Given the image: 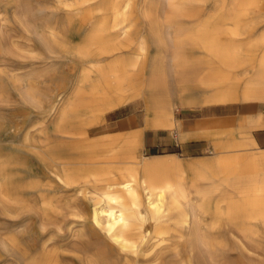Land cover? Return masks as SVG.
<instances>
[{
    "label": "rangeland",
    "instance_id": "obj_1",
    "mask_svg": "<svg viewBox=\"0 0 264 264\" xmlns=\"http://www.w3.org/2000/svg\"><path fill=\"white\" fill-rule=\"evenodd\" d=\"M110 1L0 0V264L36 263L43 253L53 254L55 264H94L99 246L105 245L103 236L95 234L92 228H81L82 224L74 221L73 212L80 206L82 197L70 186L63 183L59 186L51 174V167L57 166L52 160L55 155L62 160L78 161L74 164L79 167L86 165L84 157L94 153L118 155V150L125 147L121 141L123 136L133 130L101 135L111 132L106 123L135 110L145 117L143 101L135 98L102 115L91 108L83 127L74 122L68 128L74 135L72 138L59 134L61 112L70 92L56 93L62 83L72 82L78 74L81 59L78 50L97 48L106 38L99 23L109 26L118 21V28L126 30L125 34L118 35V46L130 54L138 51L136 44L141 37L150 47L153 38L158 37L161 59L166 63L170 57L177 59L179 86L176 88L183 100L190 103L178 105L171 112V118L178 117L183 108L210 103L194 101L216 92L214 87L222 88L218 93L228 90L227 85L244 87L248 75L257 71L259 67L255 65L264 57L262 50L252 52L246 48L252 37L264 32V0H256L247 7H241L234 0H118L117 14L104 9V4ZM38 33L44 39L40 40ZM219 47L216 52L214 49ZM225 75L228 81L223 79ZM242 77H246L243 82ZM245 97L250 96L237 94L235 100ZM78 106V111L83 110L81 103ZM65 119L61 121L64 129L67 128ZM92 119L95 122L89 124ZM140 136L134 145V154L138 159L154 160L160 167V180L178 178L191 195L195 189L191 184L208 188L215 182L213 198L221 195L240 200L249 196L242 182L234 186L224 182V172L211 159L220 155L259 153L244 141H237L232 132L213 134L210 137L213 145L209 143L194 157L180 153L164 155L159 151L156 155V149L142 142L141 132ZM83 137L93 142L91 150L80 149ZM173 158L185 164H201V167L196 173L188 168L183 172L171 169ZM205 158L210 159L200 161ZM48 184L52 186L49 194L59 202L52 216L43 212L39 195L48 193L45 190ZM198 213L203 233L222 228V246L216 247L212 255L201 248L204 264H264V226H258L262 228L259 237L244 235L236 232L231 223L226 224L225 218H215L212 211ZM227 228H232V232H227ZM188 238L184 235L176 245L185 260L190 255ZM153 241L149 240L148 245ZM45 243L48 245L43 248ZM151 247L147 252L130 254L128 259L121 258L119 264L172 261L175 245L162 251L157 245ZM106 250V260L118 264V252L110 247Z\"/></svg>",
    "mask_w": 264,
    "mask_h": 264
},
{
    "label": "bare ground",
    "instance_id": "obj_2",
    "mask_svg": "<svg viewBox=\"0 0 264 264\" xmlns=\"http://www.w3.org/2000/svg\"><path fill=\"white\" fill-rule=\"evenodd\" d=\"M234 1L236 4H241V7H247L256 0ZM104 9L117 14L118 0L105 3ZM236 16H239V12ZM99 29L106 32L104 36L107 39L104 38L97 48L78 50L81 56L78 74L72 82L62 83L56 93L61 95L66 90L70 92L60 116L62 120L67 119V128L64 129L65 126L60 120L58 128L60 136L72 138L74 135L71 128H68L74 122L75 124L79 122L83 127L90 117L91 108L97 109L102 115L135 98L143 101L145 127L176 126L179 121L171 118V112L178 105L190 103L183 100L181 94H178L179 89L176 88L179 86L175 68L177 59L170 57L168 63L161 59L159 55L161 42L158 37L153 38L152 47L148 46L144 37H141L136 44L138 51L134 54L123 50L122 46H118L120 41L118 35L125 34L126 30L123 27L118 28V21L111 22L109 26L104 22L99 23ZM37 36L40 40L44 39L41 33ZM59 41L57 43L64 46ZM246 45V48L252 52L262 50L264 54V32L252 37ZM214 50L217 52L220 47ZM255 66L260 67L263 73L249 78L242 89L234 84L230 86L226 84L228 90L218 93L222 88L214 87L213 90L216 89V92L194 102H225L235 100L237 94L246 96L259 93L264 86V57ZM223 79L228 81L226 75ZM79 103L83 105L81 111L77 109ZM94 122L93 119L89 120V124ZM128 132L121 140L125 145L124 150H118V155L94 153L90 156L87 153L89 151H86L90 156L84 157L87 167H79L75 165L78 161L62 160L57 155L52 159L54 165H57L51 167L53 180L59 183V186L63 183L74 188L82 197L80 206L73 212V217L76 218L74 221L81 223V228H92L96 232L93 234L103 236L105 245L99 246L94 264H115L106 260L107 247L118 252L119 264L121 258L125 260L130 254L147 252L152 245H157L161 251L170 245H175L173 258L169 264H193V261L204 264L201 248L212 255L216 247L222 246V228L210 231L208 234L203 233L198 211H212L215 218H225L226 224L231 223L236 232L238 230L244 235L258 236L262 229L258 226H264V150H259L257 155L244 152L212 157L214 164L224 172V182L229 186L242 182L249 193V196L240 200H232L230 196L221 195L217 197L214 195L213 198L212 191L217 186L215 182L208 188L191 184L195 188L191 195L187 192V186L178 178L171 180L166 177L160 180L158 175L160 167L157 163L151 159L148 161L138 159L134 154V145L141 139V129ZM81 139H83V147H79L81 150L93 148V142L85 141L88 140L87 137ZM208 159L200 161L206 162ZM171 163H173L170 164L171 169L182 171L188 168L194 173L201 167V164H185L174 158L171 159ZM51 187L49 185L45 188L47 194H39L43 203V212L47 216H52L56 212L59 203L57 197L49 194ZM231 230L232 228H227L226 231L231 233ZM184 235L189 237L190 255L186 260L176 248ZM152 239L154 241L148 245L149 240ZM47 245L43 244V248ZM43 255L36 263L29 264H55L56 258L53 254L43 253Z\"/></svg>",
    "mask_w": 264,
    "mask_h": 264
},
{
    "label": "crops",
    "instance_id": "obj_3",
    "mask_svg": "<svg viewBox=\"0 0 264 264\" xmlns=\"http://www.w3.org/2000/svg\"><path fill=\"white\" fill-rule=\"evenodd\" d=\"M262 73L259 67L257 71L250 72L248 79ZM241 76H245V73ZM245 78L240 80L243 82ZM246 96L250 97L183 108L175 118L179 121L176 126L145 127L144 119L135 110L110 119L105 126H109L111 132L106 131L101 135L141 129L142 142L156 149V155L159 151L164 155L180 153L194 157L205 150L209 143L213 145L210 139L213 134L226 131L232 132L237 141H244L249 148L264 150V86L259 93Z\"/></svg>",
    "mask_w": 264,
    "mask_h": 264
}]
</instances>
